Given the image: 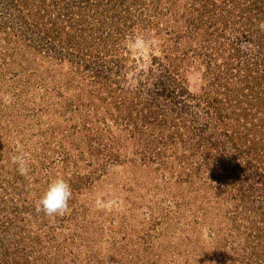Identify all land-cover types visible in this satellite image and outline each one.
Here are the masks:
<instances>
[{
  "label": "rangeland",
  "instance_id": "1",
  "mask_svg": "<svg viewBox=\"0 0 264 264\" xmlns=\"http://www.w3.org/2000/svg\"><path fill=\"white\" fill-rule=\"evenodd\" d=\"M261 22L264 0H0V264H264ZM57 177L68 212L36 213Z\"/></svg>",
  "mask_w": 264,
  "mask_h": 264
},
{
  "label": "clouds",
  "instance_id": "2",
  "mask_svg": "<svg viewBox=\"0 0 264 264\" xmlns=\"http://www.w3.org/2000/svg\"><path fill=\"white\" fill-rule=\"evenodd\" d=\"M261 30H264V22H261ZM3 101L11 104L12 97L5 95ZM11 163L16 166L21 176H27L31 169L25 153L18 152L11 156ZM72 198V189L67 180L57 177L49 182L47 189L38 198L35 205L36 213H43L48 217L63 216L69 210V201Z\"/></svg>",
  "mask_w": 264,
  "mask_h": 264
}]
</instances>
